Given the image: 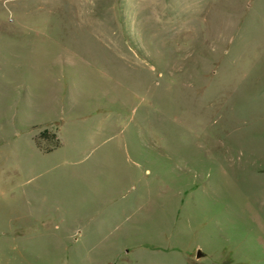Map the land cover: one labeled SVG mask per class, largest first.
<instances>
[{"label":"rangeland","instance_id":"1","mask_svg":"<svg viewBox=\"0 0 264 264\" xmlns=\"http://www.w3.org/2000/svg\"><path fill=\"white\" fill-rule=\"evenodd\" d=\"M0 264H264V0H0Z\"/></svg>","mask_w":264,"mask_h":264},{"label":"trees","instance_id":"2","mask_svg":"<svg viewBox=\"0 0 264 264\" xmlns=\"http://www.w3.org/2000/svg\"><path fill=\"white\" fill-rule=\"evenodd\" d=\"M40 142L38 143L41 146V141L42 140H48L50 142H52V147H47L44 148L43 146H41V148L43 150H45L46 152H51L53 151L56 147L59 146V140L56 134L54 133H45V134H41L39 137Z\"/></svg>","mask_w":264,"mask_h":264},{"label":"water","instance_id":"3","mask_svg":"<svg viewBox=\"0 0 264 264\" xmlns=\"http://www.w3.org/2000/svg\"><path fill=\"white\" fill-rule=\"evenodd\" d=\"M203 256V253L201 251H198L197 258H201Z\"/></svg>","mask_w":264,"mask_h":264}]
</instances>
